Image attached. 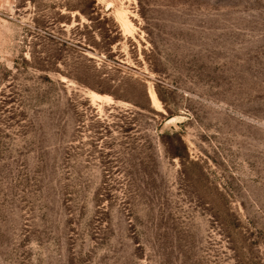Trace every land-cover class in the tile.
<instances>
[{
    "label": "rangeland",
    "instance_id": "rangeland-1",
    "mask_svg": "<svg viewBox=\"0 0 264 264\" xmlns=\"http://www.w3.org/2000/svg\"><path fill=\"white\" fill-rule=\"evenodd\" d=\"M0 264H264V0H0Z\"/></svg>",
    "mask_w": 264,
    "mask_h": 264
},
{
    "label": "bare ground",
    "instance_id": "bare-ground-1",
    "mask_svg": "<svg viewBox=\"0 0 264 264\" xmlns=\"http://www.w3.org/2000/svg\"><path fill=\"white\" fill-rule=\"evenodd\" d=\"M121 24H122L123 27H125L127 25L126 21L123 18H121ZM90 98L93 101H99V100L105 99V97L97 95V94H94V93L90 94ZM150 100H151V103L154 106H157V103H156V100H155V96L153 95L152 92H150Z\"/></svg>",
    "mask_w": 264,
    "mask_h": 264
}]
</instances>
